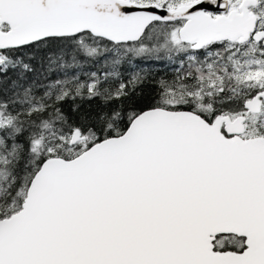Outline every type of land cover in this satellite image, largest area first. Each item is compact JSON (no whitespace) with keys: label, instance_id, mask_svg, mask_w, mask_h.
I'll return each mask as SVG.
<instances>
[{"label":"snow or ice","instance_id":"1","mask_svg":"<svg viewBox=\"0 0 264 264\" xmlns=\"http://www.w3.org/2000/svg\"><path fill=\"white\" fill-rule=\"evenodd\" d=\"M0 264H264V0H0Z\"/></svg>","mask_w":264,"mask_h":264}]
</instances>
